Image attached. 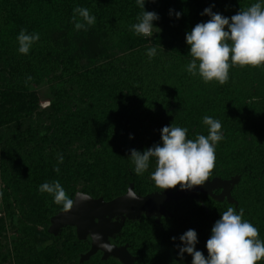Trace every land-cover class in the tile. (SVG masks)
<instances>
[{"label":"trees","instance_id":"16d2710c","mask_svg":"<svg viewBox=\"0 0 264 264\" xmlns=\"http://www.w3.org/2000/svg\"><path fill=\"white\" fill-rule=\"evenodd\" d=\"M257 2L264 5L146 0L145 11L159 17L153 24L160 31L149 38L132 30L142 13L136 0H0V264H122L100 251L80 262L89 240L72 227L49 233V220L63 207L40 185L58 180L73 200L77 192L112 200L131 182L141 196L162 191L151 179L155 159L138 175L131 150L162 144L165 124L187 128L189 139L207 135L204 116L219 120L223 134L210 179L239 176L231 191L236 202L201 191L169 200L168 214L158 221L146 214L126 219L113 241L128 244L135 264H178L171 253L193 229L196 250L207 257L211 229L228 207L243 209L264 240V66H234L227 83H205L187 71L192 57L186 43V34L210 19L206 8L231 18ZM76 7L95 17L86 30L75 28ZM24 29L40 37L28 54L18 51ZM151 47L157 51L149 58ZM45 83L51 106L42 109L38 88ZM11 232L12 244L2 242ZM188 260L182 264H192Z\"/></svg>","mask_w":264,"mask_h":264},{"label":"clouds","instance_id":"9594fccd","mask_svg":"<svg viewBox=\"0 0 264 264\" xmlns=\"http://www.w3.org/2000/svg\"><path fill=\"white\" fill-rule=\"evenodd\" d=\"M145 2L146 0H136L142 13L137 18L139 22L132 25V30L137 35L150 38L154 30L160 31L153 24L159 17L155 12L145 11ZM150 2L154 3L156 0ZM203 15L210 19L196 24L186 34L189 55L192 57L187 65L190 74H198L205 83L217 81L223 85L228 82L230 68L234 66H264V5L254 3L246 10H239L231 18L213 13L211 8H206ZM77 16L83 22L78 21ZM176 16L179 18L180 13H176ZM72 21L77 30H86V26L95 23V17L90 15L87 8L76 7ZM39 39L38 33L28 34L26 29L21 30L17 37L18 51L28 54L31 46ZM156 51V47H151L147 53L149 58L154 57ZM203 124L208 128L207 135L198 134L195 139H189L187 128L172 124L162 128V144H156L143 152L132 149L130 159L136 174L142 175L147 171L154 158L156 167L151 179L158 188L165 191L177 186L181 190L202 187L214 171L215 146L223 139L219 120L204 116ZM63 159L60 155L58 164H62ZM53 170L60 172L59 166ZM39 191L53 196L54 203L62 205L65 212H70L75 206L76 201L69 197L58 180L43 183ZM76 196L81 202L89 199L81 192H77ZM128 196L133 200L137 199L131 190ZM243 216V209L237 212L233 207H228L220 215L206 242L207 257L202 251L196 250V231L187 230L179 238L183 245L179 247L180 259L187 253L192 257V264H258L264 260V240L260 239L258 228Z\"/></svg>","mask_w":264,"mask_h":264},{"label":"water","instance_id":"95a60500","mask_svg":"<svg viewBox=\"0 0 264 264\" xmlns=\"http://www.w3.org/2000/svg\"><path fill=\"white\" fill-rule=\"evenodd\" d=\"M133 188L132 183L125 194L108 201L102 197L94 198L84 193L89 199L81 202L75 196L74 208L70 212L63 210L55 215L52 218L53 226L56 229H61L68 224H77L79 237L85 239L86 234H91L94 239L92 250H103V258L113 256L124 264H135V258L128 249V244L118 246L109 242V236H116L126 219L140 218L142 214L152 216L154 213L160 219L161 216L169 213L165 206L166 201L182 197H196L199 191L208 192V186H206L194 187L190 190H181V188L175 191L165 190L161 193H149L141 196ZM129 190L135 193L137 199L129 198ZM230 201L233 202V199ZM117 215L121 216L122 220L113 222L112 217Z\"/></svg>","mask_w":264,"mask_h":264},{"label":"rangeland","instance_id":"374dc122","mask_svg":"<svg viewBox=\"0 0 264 264\" xmlns=\"http://www.w3.org/2000/svg\"><path fill=\"white\" fill-rule=\"evenodd\" d=\"M48 88H49V84L48 83H45V85H42V86H40L38 88L39 89V93H40V106H41L40 108H42V109L43 108L47 109L48 107L51 106V99L49 98V95H48V93H49V89ZM42 118H43V116L41 118H39L37 116L36 120H40ZM46 118H47V115H46ZM47 120L49 121L48 118L46 119V122H48ZM165 126H167V125L165 124ZM158 129H160V127ZM151 171L154 172L155 170L152 169ZM221 180L222 179L220 177H214L213 179H209L208 181H206L205 184L202 187L208 186V192L207 193H209L215 199H218V200L227 199L229 201H230V199H233V202H236V200L231 195V191H232V188H233L234 184L239 180V176H234L233 178H230L229 180H225V181H221ZM132 183L133 182H131L129 184V186ZM133 185H134V183H133ZM79 186H81V185H79ZM162 191H155V192H152V193H157V192L161 193ZM1 202L2 201H1V197H0V206H1ZM152 216H154L157 221L159 220L156 213H154ZM52 218L49 220V224H48V227H47L49 233H51V234L56 236V235L59 234V232L63 228L72 227L76 231L77 237L80 238L79 235H78V225L77 224H70V225L68 224V225L63 226L61 229H56L55 226H53L54 224H53V219ZM121 220H122V217L119 216V215L112 217V221L113 222L121 221ZM14 236H16V234L14 232H11V233L8 234V237L6 239H3L2 242H7L9 244H12V239H13ZM85 239L90 241L91 246H90L89 250L80 253V262H84V261L89 260L93 255H95L99 251L102 252V258H103V255H104L103 250H101V249H98L96 251L92 250V243L94 241L92 235L91 234H86L85 235ZM114 239H115V235L109 236V242L110 243L116 244L113 241ZM116 245H118V244H116ZM118 246H120V245H118ZM171 256L173 257V259H179L180 260L179 252L171 253ZM133 257L136 259V257L134 255H133ZM103 259H105V258H103ZM183 259H189L191 261L192 257L190 255H188L187 253H185L184 256H183ZM183 259L181 261H177V263L178 264H182V262L184 263ZM120 262L122 264H124L122 261H120ZM7 264H17V263H15V261H13V259H11V260L8 261Z\"/></svg>","mask_w":264,"mask_h":264}]
</instances>
